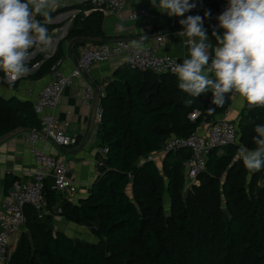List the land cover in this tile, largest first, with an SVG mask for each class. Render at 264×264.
Instances as JSON below:
<instances>
[{"label": "trees", "instance_id": "obj_1", "mask_svg": "<svg viewBox=\"0 0 264 264\" xmlns=\"http://www.w3.org/2000/svg\"><path fill=\"white\" fill-rule=\"evenodd\" d=\"M197 1L204 11H218V0ZM86 8L92 6L86 3ZM103 20L98 10L84 20L77 17L69 38H105ZM60 57L61 48L48 66ZM177 85L174 73L141 71L130 64L115 73L101 99L98 131L100 147L108 152L97 156L103 166L90 194L72 202L48 180V214L26 208L28 231L8 264H264V185L259 182L264 170L249 173L236 159L241 147H255L254 128L264 124V107L246 104L237 144L223 148V154L218 153L222 148L212 150L200 182L186 190L189 148L168 153L162 169L150 157L171 137H187L226 113L233 94L219 107L211 103V92L185 105L189 97ZM40 127L32 102L0 95V138L19 128ZM16 179H9V188ZM53 213L86 227L96 241L55 231Z\"/></svg>", "mask_w": 264, "mask_h": 264}, {"label": "crops", "instance_id": "obj_2", "mask_svg": "<svg viewBox=\"0 0 264 264\" xmlns=\"http://www.w3.org/2000/svg\"><path fill=\"white\" fill-rule=\"evenodd\" d=\"M158 2V0H157ZM193 2V0H190ZM196 8L185 13L183 19L188 15H204V6L199 4L197 0ZM88 0H60V5L51 13V20L47 22L48 26H52L49 33L53 35V43L48 49H33V55L30 58L28 67L29 73L19 79L11 80L10 77L0 72V95L4 98L16 97L22 101L36 103L39 92L51 80L58 77L61 73L71 71L77 61L81 57V50L87 45H100L103 40H115L120 38H132L136 36L157 34L153 38L146 40L133 41L142 45L155 47L161 54L173 55L178 58V62L182 63L183 59L188 55V47L184 43L183 36L176 35L179 26H173L176 20L175 16L168 15L157 11L150 4V0H142L141 2L128 3L124 11V20H121L115 15H104L103 31L105 38L95 36H76L83 38H98L87 39L86 41L73 44L70 49V43L75 38H69V34L74 28L75 19L77 17L84 20L87 16L93 13L94 9L86 8ZM227 5V0H218V11L211 14L218 16L223 12V7ZM140 7H145L151 12L150 18H143L137 21H130V14ZM209 16V17H210ZM41 17V16H40ZM175 18L173 21H171ZM208 17H205L206 19ZM203 19V20H204ZM218 24L217 18L212 20ZM45 22V19L41 21ZM219 34L223 33V29H217ZM60 35L59 39H56ZM166 35L164 45L158 41V37ZM210 42L215 45L216 40L212 37V32L208 34ZM61 42V43H59ZM105 42V41H104ZM61 48V57L58 62L51 68L48 66L50 61ZM210 49V53H211ZM129 63L127 55L112 58L111 60L99 64H95L87 73L77 79L75 84L67 87L60 100L59 115L62 120L68 123L67 131L71 135L78 138L76 145L60 148L49 142H41V146L49 153L73 159L72 172L79 182V189L76 194L66 198L72 202H78L81 198L88 196L91 192L93 183L100 173L97 156L100 154V140L98 137L99 121L95 119L94 101L89 104L83 102V96L89 84H92L97 92H100L101 97L98 104L101 110V99L105 95V88L109 82L115 78V73ZM246 107V102L236 94L231 97V105L228 111L220 114L215 120L229 119L236 123L242 118V114ZM40 119V118H39ZM211 122L206 123L204 127H199L198 131L203 132ZM29 131L10 135L8 138H0V207L4 196L8 191L9 179L13 177L28 178L29 173L35 170L36 163L34 155L31 152L30 144L28 143ZM246 148V147H241ZM225 150L222 148L218 151L223 154ZM236 159H239V154ZM251 174H249L250 178ZM131 193V189H129ZM63 196V194H61ZM48 214V211L45 212ZM51 215V224L55 231H62L73 238H80L86 242L96 241L89 229L83 226L76 225L68 221L59 213ZM28 231L25 226L20 232L12 236L10 243V253L13 255L17 249L21 235ZM82 231V232H81ZM92 235L93 239H82L81 234Z\"/></svg>", "mask_w": 264, "mask_h": 264}, {"label": "clouds", "instance_id": "obj_3", "mask_svg": "<svg viewBox=\"0 0 264 264\" xmlns=\"http://www.w3.org/2000/svg\"><path fill=\"white\" fill-rule=\"evenodd\" d=\"M150 4L169 17H184L197 6L194 0H150ZM59 5L60 0H0V72L11 80L29 73L32 50L48 49L53 43L46 25ZM210 15L206 10L204 17L179 20L183 30L176 35L188 38V55L182 63H174L172 72L178 89L189 97L185 105L211 92V103L217 107L229 94L241 97L249 108L264 107V0H227L212 31L215 45L203 26ZM217 29L224 31L219 34ZM254 132L255 147L239 152L252 174L264 170V124H257Z\"/></svg>", "mask_w": 264, "mask_h": 264}, {"label": "built area", "instance_id": "obj_4", "mask_svg": "<svg viewBox=\"0 0 264 264\" xmlns=\"http://www.w3.org/2000/svg\"><path fill=\"white\" fill-rule=\"evenodd\" d=\"M142 0H88L92 9L102 12L104 15H115L124 20V11L128 3L141 2ZM224 11V7L222 8ZM151 12L145 7L135 9L129 16L130 21L150 18ZM176 17L173 26H179L177 32L182 31L179 20ZM207 34L216 26L214 21L203 23ZM166 35H160L158 41L165 44ZM184 43L188 45V38ZM127 55L130 65L141 71H152L157 74L173 73L174 63H179L173 55L161 54L155 47L142 45L132 41L104 42L100 45H87L81 50V57L75 67L61 73L55 79L48 82L39 92L34 109L41 121V127L29 131L28 143L35 158L36 168L29 173L28 178L14 180L0 207V264H8L11 253L10 243L12 236L20 232L27 224L25 210L32 206L40 213L46 210V182L52 181V189L69 198L76 194L79 182L72 172L75 161L66 159L47 152L41 142H49L60 148L76 145L78 138L67 131L68 123L59 115V105L64 90L75 84L77 79L87 73L95 64L107 62L112 58ZM96 89L92 84L86 88L83 102L89 104L96 98ZM197 115V114H196ZM192 115V118L196 117ZM102 110H98L96 120L100 122ZM203 123L201 127H204ZM238 142V127L229 119H219L211 124L203 132L196 131L187 137L173 136L165 142L162 149L152 154L151 159L165 157L168 153L189 148L192 156L184 162L185 189L188 190L194 184L200 182V175L206 170L207 161L212 150L225 148ZM106 147L100 148V154L105 156ZM156 161V160H155ZM98 166H103V161L98 160ZM61 213V209L58 210Z\"/></svg>", "mask_w": 264, "mask_h": 264}, {"label": "water", "instance_id": "obj_5", "mask_svg": "<svg viewBox=\"0 0 264 264\" xmlns=\"http://www.w3.org/2000/svg\"><path fill=\"white\" fill-rule=\"evenodd\" d=\"M217 17H218V14L210 16V17L204 19L203 23L212 21V20L216 19ZM155 36H157V34L142 35V36H136V37H132V38H120V39H115V40H103V43H104V41L105 42H116V41H132L133 42V41L146 40L148 38H153ZM59 38H60V35L57 36L56 39H59ZM87 39H98V38H83V37L75 38L70 43V49L72 48L73 44H75V43L77 44L79 42L86 41ZM59 43H61V42H59ZM100 97H101L100 92H96V98H95V101H94V114H95V116L93 118V122L95 121L97 111L99 110L98 104H99V101H100ZM196 114H197V112L194 113L193 116L196 115ZM31 130H34V129H31V128H19V129L15 130V131L9 133L8 135L4 136V139L8 138L10 135H15V134H18V133L31 131ZM259 182H260V185H264V173H263L262 177L260 178ZM143 224H144V222H143Z\"/></svg>", "mask_w": 264, "mask_h": 264}, {"label": "rangeland", "instance_id": "obj_6", "mask_svg": "<svg viewBox=\"0 0 264 264\" xmlns=\"http://www.w3.org/2000/svg\"><path fill=\"white\" fill-rule=\"evenodd\" d=\"M163 156L161 157H157L155 160L156 162L158 163V165L160 166V168L162 169V162H163ZM170 208H171V201H170V198L168 195H166L165 197V209L166 211L169 213L170 212ZM82 232V231H81ZM81 234V233H79ZM82 239H87V240H91L93 239V236L92 235H88V233L85 235V234H81L80 235ZM80 239V238H79Z\"/></svg>", "mask_w": 264, "mask_h": 264}]
</instances>
